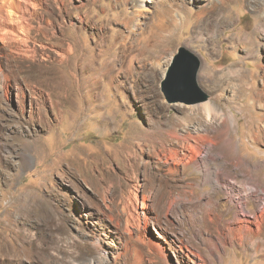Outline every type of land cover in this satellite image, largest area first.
I'll list each match as a JSON object with an SVG mask.
<instances>
[{
    "label": "rangeland",
    "instance_id": "obj_1",
    "mask_svg": "<svg viewBox=\"0 0 264 264\" xmlns=\"http://www.w3.org/2000/svg\"><path fill=\"white\" fill-rule=\"evenodd\" d=\"M36 4L0 50V264H264L216 175L264 187V0ZM182 46L205 102L162 93Z\"/></svg>",
    "mask_w": 264,
    "mask_h": 264
},
{
    "label": "bare ground",
    "instance_id": "obj_2",
    "mask_svg": "<svg viewBox=\"0 0 264 264\" xmlns=\"http://www.w3.org/2000/svg\"><path fill=\"white\" fill-rule=\"evenodd\" d=\"M36 5V0H0V50L3 47H6L9 41L13 42L14 40L16 42L19 38H23L22 36L29 27V25L26 24L28 19L27 17H30L32 13L29 12H31V8L35 9ZM16 50L20 51V49ZM239 80H241V84H243L244 77L241 76ZM243 90L244 86L240 85L235 96L238 97V95L241 94ZM262 97H264L263 89L254 95L255 99H260ZM208 108H210L212 111L215 110L214 106H209ZM226 117L233 121V117ZM259 121L260 125H258L256 129L257 134L250 133V138L254 140H261L262 138L264 139V137H262L263 135L261 136V134L264 132V118L259 119ZM173 156L174 155L171 154L169 160L174 161ZM226 171L227 172H221L218 170L216 175L218 183L221 186L222 183H224L225 185L222 187H225L230 193L229 196L231 202L229 208L231 212L229 213H234V217L233 221H230L229 223V230L230 232L232 231L233 233H238L239 238H242L240 232H248V243L253 245L252 247L256 253L257 251L263 252L264 248L261 242L263 237H257V235L260 234L264 229V187L259 188L257 184L251 182H245L242 185H237L235 183V177L232 176L233 173L231 174L230 170ZM252 200L258 207L255 212L249 210V204ZM237 208L241 209L242 213L244 214V219L238 217V213L236 211ZM149 242L153 245H156L152 238H149ZM238 244L241 247H244L242 240H239ZM189 253L191 254V251H189ZM189 253H187V257L190 258ZM197 257L199 259H203L198 255Z\"/></svg>",
    "mask_w": 264,
    "mask_h": 264
},
{
    "label": "water",
    "instance_id": "obj_3",
    "mask_svg": "<svg viewBox=\"0 0 264 264\" xmlns=\"http://www.w3.org/2000/svg\"><path fill=\"white\" fill-rule=\"evenodd\" d=\"M201 66L199 56L185 46L179 48L161 83L168 103L197 104L208 100V94L198 85Z\"/></svg>",
    "mask_w": 264,
    "mask_h": 264
}]
</instances>
